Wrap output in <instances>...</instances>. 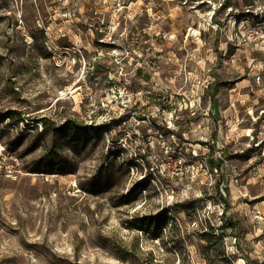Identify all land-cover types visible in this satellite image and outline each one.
<instances>
[{"label": "rangeland", "instance_id": "obj_1", "mask_svg": "<svg viewBox=\"0 0 264 264\" xmlns=\"http://www.w3.org/2000/svg\"><path fill=\"white\" fill-rule=\"evenodd\" d=\"M246 19L264 21V0H0V264H264L245 215L264 184L239 152L249 114L264 127L258 88L243 90L253 113L237 103L242 129L221 123L245 202L228 170L174 153L216 134L174 92L209 73L203 99L224 106L257 64Z\"/></svg>", "mask_w": 264, "mask_h": 264}, {"label": "built area", "instance_id": "obj_2", "mask_svg": "<svg viewBox=\"0 0 264 264\" xmlns=\"http://www.w3.org/2000/svg\"><path fill=\"white\" fill-rule=\"evenodd\" d=\"M58 1L68 2L70 0ZM113 11H116V8H114ZM149 15L151 24L155 27V23L156 21L159 22L160 17L157 18V16L152 13H150ZM243 21L244 20L242 19L239 22V25ZM246 22L250 25L249 27L251 37L248 38L249 41H245L244 46L260 47V50H258L260 52L258 62L257 64H254L252 66L254 68H249L248 76H252L253 88L257 87L258 91L260 92L259 98L264 99V38H261L260 35L262 32L261 23L264 21L251 24L250 20L246 19ZM239 31L240 33L242 32V29H240V27ZM237 34L239 33H236V37L238 36ZM191 79V89L188 94H186L184 87H181L180 90L174 92V98H176L175 105L178 107L179 111H187L191 119L192 117L200 119L201 126H203L202 128L205 129L204 133H207L206 136H209L208 133H210L211 131L210 122L217 120V112L215 110L214 103H212V99H210L209 102H205L203 98L206 96V94H208V91L216 82V78L207 73L206 75H199L195 79ZM169 91V89L165 88L163 92L170 93ZM233 91L235 90L233 89L231 92ZM253 93L255 92L253 91ZM253 93L251 94L253 95ZM164 99L165 96L163 97V102L166 103L165 101L167 100ZM240 103H242V100L240 101ZM231 106L235 108V104L232 103ZM234 111L237 113L235 121L230 123L229 120L224 116L222 122H224V126L227 128L233 127L235 125L239 129L241 128V125H243L244 119L241 117L240 113L236 111V109ZM251 113L253 112L251 111ZM259 114L263 116L264 110L262 109ZM249 115L252 117V122L250 124L251 127L245 129V137H248L249 141L243 144V148L239 152L244 154L250 151L251 156L249 157L248 161L249 163H251L250 166H252V172L254 175L253 177L258 181V183L264 184V127L258 133H255V124L257 123V120L253 115ZM191 121L192 120H190V123ZM192 123H194V121H192ZM221 126L223 125L221 124ZM176 127V125L174 126V128L169 126V129L175 131ZM171 135L173 136V138H175L176 136L174 132H172ZM197 137H199L198 139H196L197 143L189 144V148L187 151L185 150V146H182L181 144L178 149L176 148L178 150H175L174 152L177 163L176 165L179 166V168H186L188 165L192 164L198 169V172H205L207 175L210 174L212 176H219L220 170H228L230 179H228L227 187L230 188V190L233 188V186L237 188V199H241L243 202H245V200L249 196L247 194H243L242 191H239L238 188L240 187V185H238L239 183L237 181L239 177L237 167L232 165L231 159L226 155V148L229 142H226L225 139H223L220 135L216 137L213 136L204 138L203 134H201L197 135ZM175 144H173V147L175 146ZM257 197H253V199H257ZM260 203L262 204L264 203V201H260ZM259 204H255L252 207H249V209L245 211V215L248 217L251 225L255 228H258L259 232H261L260 236H264V207L258 206ZM243 205L248 206L247 203H244ZM227 207L228 206H226L225 203L222 204V211L219 212V216L221 217V219L226 222L228 219L227 216L229 215L226 210Z\"/></svg>", "mask_w": 264, "mask_h": 264}, {"label": "crops", "instance_id": "obj_3", "mask_svg": "<svg viewBox=\"0 0 264 264\" xmlns=\"http://www.w3.org/2000/svg\"><path fill=\"white\" fill-rule=\"evenodd\" d=\"M213 70H214V68H213ZM215 70L217 71L218 69H215ZM252 83H253L252 76H248V78L244 77L241 81L236 82L231 87H227L228 94H227V99H226V102L224 103V106H223V104L220 103V100L217 98L218 94L213 96V97H211L212 103H214V107H216L217 104L220 107V114L217 113V120L210 122V127L212 125L215 127V128H212V129L210 128L211 129L210 132H215L216 133V134L213 135L214 137L219 136L220 134H222L223 126H221L220 123H222L224 116H225L226 119L229 120L230 123L235 121V119L237 117V113L234 110L236 109L237 112H240L237 109V103L241 104V105L242 104L243 105L247 104V106H243V107L246 108V109L248 108L249 111H252L253 108L256 109V107H255L256 104H252L251 101H250V99H251V95L250 94L251 93H243V90H246V89H249L250 87H252ZM214 84L212 85V87L210 89L211 92H212V89L214 87ZM233 89L235 91L231 92ZM234 92H237V94H238L236 99L232 98V94ZM244 96H246L247 100H242V103H240L241 97H244ZM247 96H248V98H247ZM249 97H250V99H249ZM232 103L235 104V108H233L231 106ZM215 110H216V108H215ZM261 110H262V108L259 111H261ZM217 123H219L218 127H217ZM233 127L236 130V132L240 130L235 125ZM231 131H230V133H232ZM208 135H210V133ZM225 141L228 142V140H225Z\"/></svg>", "mask_w": 264, "mask_h": 264}, {"label": "trees", "instance_id": "obj_4", "mask_svg": "<svg viewBox=\"0 0 264 264\" xmlns=\"http://www.w3.org/2000/svg\"><path fill=\"white\" fill-rule=\"evenodd\" d=\"M23 114H24V113L20 112V114H19V115H20V116H22ZM222 235H223V234H222Z\"/></svg>", "mask_w": 264, "mask_h": 264}, {"label": "bare ground", "instance_id": "obj_5", "mask_svg": "<svg viewBox=\"0 0 264 264\" xmlns=\"http://www.w3.org/2000/svg\"><path fill=\"white\" fill-rule=\"evenodd\" d=\"M262 205H264V203H262ZM244 263V262H243Z\"/></svg>", "mask_w": 264, "mask_h": 264}]
</instances>
